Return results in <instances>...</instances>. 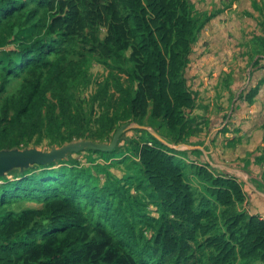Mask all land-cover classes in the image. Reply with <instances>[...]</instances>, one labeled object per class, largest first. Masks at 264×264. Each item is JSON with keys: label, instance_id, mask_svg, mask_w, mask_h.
<instances>
[{"label": "trees", "instance_id": "obj_1", "mask_svg": "<svg viewBox=\"0 0 264 264\" xmlns=\"http://www.w3.org/2000/svg\"><path fill=\"white\" fill-rule=\"evenodd\" d=\"M213 16L191 0H0V33L17 40L0 59V150L110 142L129 123L186 144L201 130L184 72ZM42 22L49 39H20ZM132 131L113 152L73 154L120 152L112 165L72 155L0 180V264L264 263V220L241 209L237 180Z\"/></svg>", "mask_w": 264, "mask_h": 264}, {"label": "crops", "instance_id": "obj_2", "mask_svg": "<svg viewBox=\"0 0 264 264\" xmlns=\"http://www.w3.org/2000/svg\"><path fill=\"white\" fill-rule=\"evenodd\" d=\"M192 2L196 11L214 16L193 44L185 72L201 132L182 152L197 151L213 174L235 178L246 212L264 220V0ZM244 51L248 60L239 63ZM238 66L248 76H239Z\"/></svg>", "mask_w": 264, "mask_h": 264}, {"label": "rangeland", "instance_id": "obj_3", "mask_svg": "<svg viewBox=\"0 0 264 264\" xmlns=\"http://www.w3.org/2000/svg\"><path fill=\"white\" fill-rule=\"evenodd\" d=\"M197 1V0H195ZM191 3L193 4L194 8H195V4L192 2L191 0ZM196 10V8H195ZM199 13H206L208 14L207 12H201V11H198ZM43 25V22L41 24H39L36 28L37 30H35L33 28V26L31 27H27L24 32L21 34L20 36V39L23 40L25 43H32L33 41H36V39H49L48 37H50L49 34L46 33L45 31V28L42 26ZM0 59H3V57H5V55L7 54L5 51L10 50L14 47V45L17 44V40L16 39H12V36L10 34H7V33H0ZM261 53H263L264 51L261 50L260 51ZM264 54V53H263ZM209 56H210V53H209ZM248 60V55L247 53L244 51V52H239L238 56H237V61L240 63L243 61V63ZM242 63V65H243ZM238 68V69H237ZM235 70L237 71L236 73H238L239 76H248L247 74V70L246 68H243L242 69V66H238ZM186 72V70H185ZM185 72H184V75H185ZM92 73L97 77H101L104 73V70L99 68V67H94L92 69ZM187 75V78L191 77V74L190 73H186ZM186 78V76H185ZM192 85V84H191ZM187 86L189 87V84L187 82ZM192 87H189V89L192 91L191 89ZM193 92V91H192ZM194 94H196L195 92H193ZM197 99V97H196ZM200 105L204 104L202 102H199ZM198 103H197V100H196V106H195V109L194 111L192 112L191 115H189L190 117L193 116V114L195 113H198L196 110L198 109ZM194 117V116H193ZM196 123L199 124V126H201V121L200 119L196 120ZM200 129V127H199ZM147 132V131H146ZM140 136V134L132 131V130H129L125 133V138H129V137H134V138H138ZM200 136V133L197 134V136H195L196 138ZM161 137V136H160ZM193 139V138H192ZM148 141L150 144H154L155 146H158L159 144L155 142V139L153 137H146L144 139V142ZM108 143V142H107ZM191 144H189V142L187 141L186 144H180V145H175V146H179V150L175 149L176 151H180L179 152H173L172 154L176 155V158L179 160V161H182L184 164H191V163H194L196 164L197 166L199 167H203L205 168L208 172H211L210 168L207 166V164L205 163H201L199 161V159H201V156H195V155H198L196 153H192L191 156L188 155V153L186 152H181L183 151L184 149H186V147L184 146H189ZM39 150H48V147L42 145ZM72 157H76L77 159L80 160V166L81 167H88L89 166V160L88 159H94V164L93 165H112V163L116 162V161H120L122 159V157L120 156V152H115L114 154L112 155H104V154H101V153H98L96 155H92L91 157L86 154H82L81 157L79 156H75L73 155ZM76 164V163H74ZM79 166V167H80ZM123 172H125V164L121 163V164H117L115 167H112L110 169H108V172L106 171L105 173H103L102 171L99 172V175L100 177L102 178V181L104 182L105 179L107 178L108 174H111V175H114L115 177H118V176H123ZM215 175V174H214ZM7 178H11L10 176H8ZM189 180H187V183L188 185H190L193 189L197 190V193L198 194H202V195H206L205 193V190L202 188L201 184L198 182V180L193 177L191 174H189L188 176ZM2 180V179H0ZM4 180V179H3ZM2 181H0L1 183ZM193 191V190H192ZM245 203V201L243 202V204ZM242 204L241 206V209L243 211H247L246 209H244V205ZM28 206H31V207H38L36 205H33V204H27ZM147 211L149 213H153L155 214V211H156V206L154 205H149L147 207ZM247 213V212H246ZM248 214V213H247ZM251 264H264L262 262H253Z\"/></svg>", "mask_w": 264, "mask_h": 264}, {"label": "water", "instance_id": "obj_4", "mask_svg": "<svg viewBox=\"0 0 264 264\" xmlns=\"http://www.w3.org/2000/svg\"><path fill=\"white\" fill-rule=\"evenodd\" d=\"M134 129L147 131L158 142L168 146L169 148L179 150V146L168 143L167 140L160 137L150 127L138 125L136 123H129L121 126L108 143H94L91 141L81 140L64 144L61 147L52 146L48 150H39L37 147L0 150V179H6L12 172H22L23 170H27L34 164L46 165L68 160L73 154H78L86 150L104 153L113 152L120 146V142L124 139L125 133ZM184 147L190 148L189 146Z\"/></svg>", "mask_w": 264, "mask_h": 264}]
</instances>
